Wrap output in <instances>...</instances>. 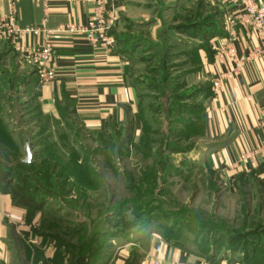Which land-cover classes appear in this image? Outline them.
I'll list each match as a JSON object with an SVG mask.
<instances>
[{"label": "rangeland", "instance_id": "1", "mask_svg": "<svg viewBox=\"0 0 264 264\" xmlns=\"http://www.w3.org/2000/svg\"><path fill=\"white\" fill-rule=\"evenodd\" d=\"M222 6L217 0H123L109 36L138 91L136 115L105 137L85 134L75 144L60 136L57 156L69 164L65 178L19 179L9 172L6 185L39 208L29 217L33 236L22 234V240L35 236L61 245L58 257L68 261L77 254L90 256L89 264H145L146 253L168 244L173 232L185 247L194 239L189 219L239 231L264 227V178L242 175L230 190L218 169L202 166L214 155H208L212 145L198 143L186 126L204 115L212 93L199 72L228 34ZM0 117L6 120L5 113ZM29 133L0 136L5 170L25 159L27 139L35 155L45 144L38 128ZM223 249L218 259L244 256ZM12 256L10 264L60 263L55 256L32 257L27 246L17 245Z\"/></svg>", "mask_w": 264, "mask_h": 264}, {"label": "crops", "instance_id": "2", "mask_svg": "<svg viewBox=\"0 0 264 264\" xmlns=\"http://www.w3.org/2000/svg\"><path fill=\"white\" fill-rule=\"evenodd\" d=\"M217 1L223 5L226 23L229 16L242 11L238 0ZM122 3L123 0H107L105 15L115 17ZM94 7V0H18L16 10L21 28L45 24L55 30L72 23L87 25ZM7 10L6 0H0V16ZM41 40V34H33L24 36L17 45L0 41V114H6L11 136L18 132L30 134L34 128L45 136L51 149L46 144L39 147V162L48 159L47 151L61 152L58 138L62 135L76 144L85 134L105 137L125 128L139 104L126 60L113 46L92 47L80 33L55 37V57L50 67L54 78L41 89L39 68L25 53L26 48L38 46ZM259 44L260 38L252 27L238 25L222 37L217 53L204 59L199 72L200 78L212 85V93L205 102L204 135L197 142L212 145L207 148L208 155H214L202 166L218 169L221 177L228 180L230 190L236 188L242 175L264 178V156L245 167L240 165L243 154L264 145V56L247 59L249 51ZM134 122L138 131L140 120L135 118ZM29 215L27 208L17 204L10 193L0 190V264H10L17 245L27 246L32 257L56 256L57 247L48 241L35 236L28 242L21 239L22 234L33 236ZM153 240L148 244L151 250ZM193 247L190 242L186 249L166 244L163 255L185 264H245L235 257L208 259L190 252Z\"/></svg>", "mask_w": 264, "mask_h": 264}, {"label": "built area", "instance_id": "3", "mask_svg": "<svg viewBox=\"0 0 264 264\" xmlns=\"http://www.w3.org/2000/svg\"><path fill=\"white\" fill-rule=\"evenodd\" d=\"M17 1L6 0L8 5L7 13L0 16V41L17 45L26 35L41 34V43L36 47L25 49L27 58L31 59L40 71L41 89L49 86L54 78V72L50 69L54 57L55 46L54 39L59 35L83 34L92 47L110 48L112 40L109 33L115 25L114 16H106L104 6L107 0H94L95 7L89 22L85 26L78 24H69L55 30L48 29L45 24L39 27L21 28L18 24ZM85 1V0H80ZM242 5V11L239 15L229 16L227 18L228 31L233 30L238 25L252 27L260 38V44L249 51L247 59L254 60L264 56V2L256 3L255 0H238ZM232 39V37H231ZM230 43V42H229ZM228 43V44H229ZM227 43L225 44V47ZM264 156V145L260 148L246 152L242 155L240 165L247 166L254 159ZM145 264H185L182 262L169 260L163 255V246L158 244L153 251L144 256Z\"/></svg>", "mask_w": 264, "mask_h": 264}, {"label": "trees", "instance_id": "4", "mask_svg": "<svg viewBox=\"0 0 264 264\" xmlns=\"http://www.w3.org/2000/svg\"><path fill=\"white\" fill-rule=\"evenodd\" d=\"M222 31L223 30L218 32H220L222 35L223 34ZM203 119H204V115L202 114L200 115L199 119H195L194 122L192 121V123H186L187 128L189 129L191 128L190 131L195 132L194 134H197L198 137L204 135ZM3 135H5L8 139L12 137L11 135L8 134L6 120L0 117V136ZM45 144L47 145L48 149H51V144H49L48 142H45ZM39 154L40 152H38L37 155H34L31 164L25 165L23 164L22 161H19V163H16L15 165H13V167H11L12 168L11 170L10 169L5 170L4 168L6 166L2 164V160H0V190L10 193L17 204L26 207L30 214L29 217L35 215L36 212L39 210V208L33 202L29 201V199L18 194V191H16V189L14 188L10 189L9 186L6 185V180L10 179L12 176L9 175V172L12 174L16 172L19 176V179L65 178V176L69 173L68 170H66V168H69V164H64L66 162H64V159L62 157L57 156L56 152L47 151L45 155L48 157V159L42 158L40 162L37 161L36 159ZM73 167H75V165ZM61 168H65V169L63 170ZM58 169H60L61 171L60 170L58 171ZM30 170H34L32 171L34 173L33 177H29L30 175L26 173L27 171ZM14 178H16V175L14 176ZM186 222L193 224V226L189 227L190 229H188V232L194 236V239L192 241L186 239V244L190 242L194 245L193 249L189 250L190 252L193 251L208 259H217L222 254V248H225L223 249L224 252L233 255L234 254L236 255L237 253H242L244 256L243 257L240 256L241 257L240 260L245 264H264V241L261 238L264 235V227L262 225L256 228L244 229V231H239L232 227L211 228L210 226L211 223H213L212 221L209 223V225L207 224L206 226L205 225L199 226L198 224L195 225L196 222L190 219L189 221L186 220ZM144 228L143 229L146 230L147 227ZM174 234H175L174 232L171 234L172 239L168 241V244H172L186 249L184 244H181L180 242L174 240L173 238ZM223 240H224V245L220 247V250H216L215 249L216 245H218V243H221ZM60 248L61 245L60 247H57L56 256L54 258L56 263L58 262V259H60L59 264H65V263L89 264L88 262L89 259L91 258L90 256L85 258L76 254L74 260L70 259L69 261L66 259L59 258L58 253H61ZM93 248H94V241H92L90 244V250L93 251Z\"/></svg>", "mask_w": 264, "mask_h": 264}, {"label": "water", "instance_id": "5", "mask_svg": "<svg viewBox=\"0 0 264 264\" xmlns=\"http://www.w3.org/2000/svg\"><path fill=\"white\" fill-rule=\"evenodd\" d=\"M25 150H26V157L22 162L25 165H29L32 163L34 155H35L31 148V143L29 139L26 140Z\"/></svg>", "mask_w": 264, "mask_h": 264}, {"label": "bare ground", "instance_id": "6", "mask_svg": "<svg viewBox=\"0 0 264 264\" xmlns=\"http://www.w3.org/2000/svg\"><path fill=\"white\" fill-rule=\"evenodd\" d=\"M214 41H216V40H214Z\"/></svg>", "mask_w": 264, "mask_h": 264}]
</instances>
